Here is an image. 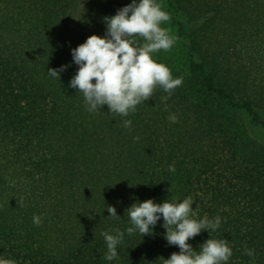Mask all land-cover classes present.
<instances>
[{
	"label": "trees",
	"instance_id": "trees-1",
	"mask_svg": "<svg viewBox=\"0 0 264 264\" xmlns=\"http://www.w3.org/2000/svg\"><path fill=\"white\" fill-rule=\"evenodd\" d=\"M131 2L0 0V254L17 264H166L180 249L164 239L163 218L129 235L126 209L191 197L197 218L221 217L211 237L231 242L228 264H264V142L249 130L264 129V0H157L176 41L155 59L182 84L171 96L157 86L127 117L107 105L90 113L69 87L71 50L104 36V18ZM61 66L60 78L48 75ZM114 229L124 237L108 262L100 233ZM211 237L188 243L198 251Z\"/></svg>",
	"mask_w": 264,
	"mask_h": 264
},
{
	"label": "clouds",
	"instance_id": "clouds-1",
	"mask_svg": "<svg viewBox=\"0 0 264 264\" xmlns=\"http://www.w3.org/2000/svg\"><path fill=\"white\" fill-rule=\"evenodd\" d=\"M169 19V13L157 0H132L114 16L104 18V36L91 35L71 50L72 63L78 69L69 81V87L83 94L86 111L93 113L107 105L109 113L127 117L136 111L137 105L151 98L157 86L171 96L182 84V77L174 78L170 68L155 59L156 53L169 51L176 41V37L162 27ZM137 37L143 38L144 42L140 43ZM64 70L65 66H61L60 69L48 68L47 72L52 78H60L59 73ZM168 120L176 123L178 117L171 113ZM131 126L132 120H123L124 128ZM169 171L174 172L175 167L170 165ZM193 203L191 197L179 202L175 198L163 203L154 199L137 201L126 209L131 225L126 232L129 235L135 231L143 236L149 235L163 218L164 239L180 249L164 259L166 264H228L233 256L231 242L211 237V233L220 228L221 217L205 215L197 218L199 205L194 210ZM107 211L110 213L108 217L120 218L114 207L108 206ZM40 222L41 218L34 215L33 223L38 226ZM113 231L115 234L100 233L107 248L104 259L108 262L118 259L117 248L124 237V232L119 229ZM202 231L208 232L211 238L197 251L188 241ZM254 252V249H245L249 257H253ZM0 264L17 262L0 254Z\"/></svg>",
	"mask_w": 264,
	"mask_h": 264
},
{
	"label": "rangeland",
	"instance_id": "rangeland-1",
	"mask_svg": "<svg viewBox=\"0 0 264 264\" xmlns=\"http://www.w3.org/2000/svg\"><path fill=\"white\" fill-rule=\"evenodd\" d=\"M246 115L243 114V117L245 118V122H247L248 126H249V121L246 119L245 117ZM262 116L264 117V115L262 114ZM250 128V127H249ZM251 134L256 137L257 139H259L260 141L264 142V129H262L261 127H254V128H250L249 129Z\"/></svg>",
	"mask_w": 264,
	"mask_h": 264
}]
</instances>
